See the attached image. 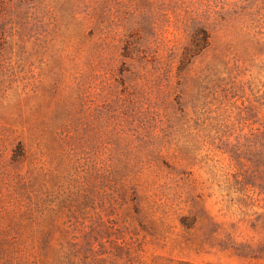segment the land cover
Returning <instances> with one entry per match:
<instances>
[{
	"label": "rangeland",
	"instance_id": "rangeland-1",
	"mask_svg": "<svg viewBox=\"0 0 264 264\" xmlns=\"http://www.w3.org/2000/svg\"><path fill=\"white\" fill-rule=\"evenodd\" d=\"M0 264H264V0H0Z\"/></svg>",
	"mask_w": 264,
	"mask_h": 264
}]
</instances>
